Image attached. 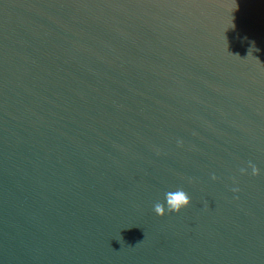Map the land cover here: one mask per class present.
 Returning a JSON list of instances; mask_svg holds the SVG:
<instances>
[{
	"label": "water",
	"instance_id": "1",
	"mask_svg": "<svg viewBox=\"0 0 264 264\" xmlns=\"http://www.w3.org/2000/svg\"><path fill=\"white\" fill-rule=\"evenodd\" d=\"M0 264H264V0H0Z\"/></svg>",
	"mask_w": 264,
	"mask_h": 264
},
{
	"label": "clouds",
	"instance_id": "2",
	"mask_svg": "<svg viewBox=\"0 0 264 264\" xmlns=\"http://www.w3.org/2000/svg\"><path fill=\"white\" fill-rule=\"evenodd\" d=\"M180 145L182 146V142H180ZM248 167L251 168V174L253 176L260 175V170L255 164L250 162ZM240 173L242 175L248 174L247 170L244 168L240 169ZM212 179L215 180L216 177L213 176ZM234 191H238V189H234ZM165 201L166 206L165 203L159 202L154 205V212L161 218H163L169 212L179 214L191 205V200L183 189H177L175 191L166 192Z\"/></svg>",
	"mask_w": 264,
	"mask_h": 264
}]
</instances>
